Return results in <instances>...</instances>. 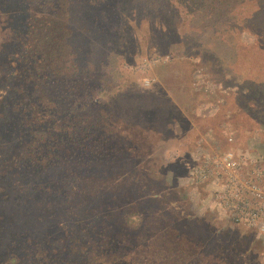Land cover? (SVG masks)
I'll return each instance as SVG.
<instances>
[{
  "label": "trees",
  "instance_id": "16d2710c",
  "mask_svg": "<svg viewBox=\"0 0 264 264\" xmlns=\"http://www.w3.org/2000/svg\"><path fill=\"white\" fill-rule=\"evenodd\" d=\"M140 1L0 0V264H258L249 244L193 231L204 222L190 220L178 192L147 187L162 185L157 173L137 160L126 167L167 93L162 85L123 90L86 45L99 51V29L112 35L106 44L120 46L135 18L117 16L116 7ZM144 3L165 14L164 33L183 6L214 7L210 26L221 18L225 35L246 26L257 41H238L234 54L249 52L241 82L259 83L246 74L261 67L264 0Z\"/></svg>",
  "mask_w": 264,
  "mask_h": 264
},
{
  "label": "rangeland",
  "instance_id": "374dc122",
  "mask_svg": "<svg viewBox=\"0 0 264 264\" xmlns=\"http://www.w3.org/2000/svg\"><path fill=\"white\" fill-rule=\"evenodd\" d=\"M111 1L119 5L123 0ZM148 1L150 0H141L136 9L129 8L130 4L116 7L117 16L118 12L121 11L123 15L124 11L127 17L135 18V22L126 30V40L119 34L120 46L106 44V40H111L112 35L99 29L94 32L95 39H99L102 45L99 51L93 49L92 43L86 45V49L100 57L103 64L108 61L107 65L112 67L115 82L123 90L137 86L138 93L141 89L162 85L167 93L168 99H163L156 119L153 118L155 126L141 128L142 137L140 134L138 137L142 146L138 151L127 154L128 157L125 156L131 158L126 167L134 168L132 162L137 160L140 168L146 169L148 173H157L161 179L159 181L162 185H147L149 189L155 190L164 186L168 187V191L178 192L185 199L187 209L184 212L190 215V220L193 216L204 222L199 227L192 226L193 231H223L228 240L236 238L245 245L249 244L253 252L249 254L252 260L264 264V236L236 223L240 231H235L236 228L227 222V214L217 206L213 187L207 182L195 181L189 172L191 165L207 155L215 144V141L208 138L209 134L212 135L211 130L205 131L209 124L201 119L204 101L214 105L210 113L211 120L219 117L224 120L226 115H231V121L239 124L235 129V139L240 149L246 147L241 144L242 139L250 142V149L252 146L255 149H264V54L258 55L255 61L261 67L246 74L259 83L250 79L241 82L242 73L248 71L243 69L250 56L245 50L238 55L234 54L238 41L252 45L257 41V35L246 26L241 28L238 35L234 32L225 35L222 32L225 24L221 18L218 17L213 26H210L208 17L214 7L206 5L193 13L188 12L185 6L179 7L176 11L178 15L171 20L173 25L166 20L169 28L173 30L169 33L160 32L158 27L163 23L160 16L165 14H161L159 8L148 7L144 3ZM1 10L4 11V8ZM86 19L94 22L92 14ZM112 19L117 27L115 30L119 33L118 26L123 19H120V15L113 16ZM129 31H132V37ZM117 36L116 34L115 37ZM169 102L172 104L171 110L166 107ZM239 103H242V107ZM238 112H241L240 116ZM189 122L194 128H190ZM176 125L178 127L175 130ZM249 136L254 137V140ZM224 141L226 138L222 135L218 144L224 147ZM257 153L264 155L262 152ZM160 202L162 205L166 203L164 208L168 206L166 199H160ZM177 213L179 216L183 214L180 209ZM186 223L188 224L183 220L179 226L186 227Z\"/></svg>",
  "mask_w": 264,
  "mask_h": 264
},
{
  "label": "built area",
  "instance_id": "2783aa9c",
  "mask_svg": "<svg viewBox=\"0 0 264 264\" xmlns=\"http://www.w3.org/2000/svg\"><path fill=\"white\" fill-rule=\"evenodd\" d=\"M189 172L195 181L213 186L218 205L234 223L264 234L263 154L227 148L205 155Z\"/></svg>",
  "mask_w": 264,
  "mask_h": 264
},
{
  "label": "crops",
  "instance_id": "0c3cea01",
  "mask_svg": "<svg viewBox=\"0 0 264 264\" xmlns=\"http://www.w3.org/2000/svg\"><path fill=\"white\" fill-rule=\"evenodd\" d=\"M202 110H201V113H202V120L205 122V123H207V124H209V127H206V129H205V131L206 130H211V134L214 136H212V135H208V138L211 140V141H215V144L212 146V149L210 150V152L208 153V154H211V153H214V152H221V151H223V150H225V149H227V148H237V149H240L239 148V146H237L236 145V139H235V129H237V127L236 126H238L239 124L238 123H236V122H232L231 120V115L229 116V115H226V117L224 118V120L222 119L223 117H219V118H213L212 120L210 119L211 118V115L212 114H210V113H212V111H213V106L214 105H211V102H207V101H204V102H202ZM239 105L242 107V103H239ZM181 111H182V108L181 107H178ZM235 109V108H234ZM223 111V110H222ZM222 113V112H221ZM221 113H219V114H221ZM240 113L241 112H238V114H239V116H240ZM223 114V113H222ZM201 115V114H200ZM216 116V115H215ZM237 117H235V119H236ZM211 121V122H210ZM236 121H237V119H236ZM170 124L172 125V126H174L173 124V122L172 121H170ZM189 124H190V128H194L192 125H191V123L189 122ZM212 124V125H211ZM213 124L214 125H216V126H213ZM176 127H178V125H176L175 126V130H176ZM174 130V131H175ZM193 130H196V129H193ZM218 130H219V135H218ZM221 130V131H220ZM228 133V134H227ZM217 134V135H216ZM222 135H225V138H226V141H224L225 143V145L226 146H224V147H221V144H218V143H220V142H218L219 141V139H221L222 138ZM229 135H231L232 136V140H228V136ZM234 136V137H233ZM237 137V136H236ZM250 137V136H249ZM251 138V140H254V137H250ZM238 140V139H237ZM258 140V139H257ZM240 141H242L241 142V144L242 145H245L246 147L244 148V149H240V150H242V151H244L245 153H248V154H254V155H256L257 154V152H262V153H264V149H255V148H253V146H252V148L250 149V142L247 140H240ZM246 141V142H245ZM254 143H255V141H254ZM256 143H257V141H256ZM218 144V145H217ZM205 156V155H204ZM203 156V157H204ZM202 158H200L199 160H201ZM199 160H197V161H199ZM208 183V182H207ZM208 185H210V186H212L210 183H208ZM213 187V186H212ZM218 204V203H217ZM217 206H219V205H217ZM219 209H221L220 208V206H219ZM224 214H225V212H223ZM222 212H221V214H223ZM223 214V215H224ZM226 215V214H225ZM224 215V216H225ZM225 217H227L228 218V216L226 215ZM229 219V220H228ZM227 219V222L230 224V226L231 227H233V228H236L235 229V231H238L240 228H238L236 225H235V223H233V221H231V219L230 218H228ZM240 231V230H239ZM250 231H256V230H250ZM258 232V231H257ZM259 234H261L262 236H264V234L263 233H260V232H258Z\"/></svg>",
  "mask_w": 264,
  "mask_h": 264
}]
</instances>
